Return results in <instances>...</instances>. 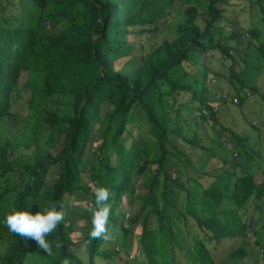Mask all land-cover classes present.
I'll return each mask as SVG.
<instances>
[{"label":"trees","instance_id":"16d2710c","mask_svg":"<svg viewBox=\"0 0 264 264\" xmlns=\"http://www.w3.org/2000/svg\"><path fill=\"white\" fill-rule=\"evenodd\" d=\"M22 1L31 10L27 20L16 29L0 24V230L4 217L13 209L22 210L23 207H30L34 214L52 204H56L58 210L63 205L64 219L49 234L48 239L59 245L53 248L51 256L45 255L35 241L12 233L11 239H1L6 247L0 255V264H63L65 258L70 264H94L105 239L92 238L90 218V229L82 231L87 263L76 254L78 244L71 237L75 226L70 220L76 217L80 221L85 216L89 219V210L80 209L76 203L80 197L86 198L94 212L96 189L107 188L110 195L106 229L115 232L118 228L117 233L126 237L128 231L122 225L124 216L117 215L116 210L121 199L130 192L133 177L144 174L152 164L156 169L149 184L150 194L141 205L140 214L150 207L149 213L159 221V231H166L171 241L176 242L174 229L184 216L177 214L178 219L174 220L168 214L174 211L175 191L186 194L189 191H184L176 177L172 178L169 173L172 169L170 157L178 159L181 154L170 138L184 141L182 126L187 121L181 117L180 104L174 106L165 100L176 101L175 96L187 94L190 103L198 104L200 114L208 113L211 123L219 128L218 139L229 133L234 136L232 149L235 152H229L230 160L247 156L246 141L220 124L218 113L207 96L209 69L203 66L201 80L196 78L192 83L185 80L191 76V67L199 65L198 59L210 52L233 60L231 54L237 50L232 43L239 39L247 41L246 47L253 45L251 40H254L259 44L256 48L259 57L264 59L261 32L251 27L221 37L216 25L224 19L228 1L208 0L206 13H199L194 7L185 11L188 20L172 40H164L145 53H135L131 38L140 37L151 42V36L158 30L154 25L156 20L147 18L148 0ZM245 1L248 8L254 6L258 10L264 22V0ZM197 20L202 24H197ZM138 60V67L122 70L129 62ZM121 61L124 63L120 67ZM176 71L180 75L173 79ZM229 71V81L237 80L239 87L235 91L243 102L245 98L240 92L245 89V83L234 72V62ZM34 76L39 79L37 82L31 81ZM21 85L31 90L22 128L31 134L28 145L6 134L15 119L11 109L13 102L19 99ZM58 97L71 99V116L62 117L56 113V108L62 106ZM135 123L145 125L147 135L156 141L157 160L150 161L138 141L129 146L124 144L123 137L129 125ZM26 124L31 125L32 130ZM5 125L9 128L3 129ZM39 133L46 137H40ZM130 134L132 136V132ZM96 140L97 145H94ZM47 143V148L40 147ZM187 143L206 150L194 139ZM18 148L32 150L29 161L14 160L13 153ZM91 150L92 159L86 170L85 159ZM51 168L56 169V178L48 183L46 178ZM261 175L263 180L256 183L254 176L246 171L238 174L225 171L221 176L226 177L224 183L217 178L210 185L201 184L204 203L223 213L214 212L205 219L188 213L206 242L218 245L246 235L254 223L249 212L235 228L224 219H228L229 214L240 221L239 212H247L252 205L258 215L264 211V171ZM159 177L163 182L162 191L153 197ZM83 181L86 184H82ZM87 182L95 186H87ZM138 216L133 215L131 222L136 223ZM197 245L206 249L202 241ZM111 256L110 251L101 253L106 259ZM232 256L242 260L246 252L238 248Z\"/></svg>","mask_w":264,"mask_h":264},{"label":"rangeland","instance_id":"374dc122","mask_svg":"<svg viewBox=\"0 0 264 264\" xmlns=\"http://www.w3.org/2000/svg\"><path fill=\"white\" fill-rule=\"evenodd\" d=\"M227 1L228 5L225 6L224 19L216 25L218 34H222L221 37H223L229 33L238 30L245 31L252 27L261 32L260 40L263 43L264 22H262L258 10L254 6L248 8L245 0ZM147 4V18L150 17L156 20L154 25L158 30L151 36L153 39L151 42H145V38H131L130 41L136 48L135 53H145L164 40H172L188 20L185 11L190 7H194L199 13H206L209 2L208 0H148ZM30 11L22 0H0V24L4 27L16 29L27 20ZM197 24L201 25V20H197ZM218 34L215 35L216 40ZM246 42L245 39H239L232 43L237 50V52L231 54L233 60H226L217 52H210L205 57H200L198 59L199 65L191 67L189 70L191 76L187 77L185 82L192 83L196 78L201 80L203 66L209 69L210 73L207 79L210 84L207 96L218 113L217 118L220 124L246 141L247 156H241L238 160V157L230 160L229 152L234 150L232 149L234 136L229 133L218 139L219 128L211 123L208 113L205 115L200 114L198 104L190 103L187 94L175 96L177 102L166 99V103L174 106L181 105V117L187 121L182 126L181 133L185 140L181 141L177 137L170 138L173 147L181 154L178 159L170 157L172 169L169 173H171L172 178L176 177L175 180L183 186L184 191L190 192L186 194L176 190V197L173 199L174 211L170 210V214H168L174 220L178 219L177 214L184 216L183 219L177 221L178 227L174 229L175 237H177L176 242L171 241L166 231H159V221L157 217L149 213L150 207L147 206L143 210L144 212L140 214L141 205L150 194L149 184L156 169V166L152 164L144 174L133 177L130 192L121 199V204L116 210L117 215L124 216L122 225L128 231V235L124 237L122 233L115 232L114 239L105 240L99 249L100 254L94 259V264H264L263 210L258 215V211L256 213V210L252 209V205L247 212H239L240 221L237 218L232 219L228 214V219H224V221L233 228L242 221L243 216L248 212V216L254 218V223L242 238L225 240L218 245L206 242L204 234L197 229L193 218L188 216L189 212H193L197 217L205 219L213 215L214 212L217 215L223 214L220 213V210L217 209L216 211V208L207 206L204 203L200 186H202V183L210 185L217 178L221 183H224L226 177L221 176L225 171L229 173L236 171L237 174L246 171V173L254 176L256 183L263 180L261 173L264 171V59L260 58L257 53L256 48L259 44L251 40L253 45L246 47ZM137 57L139 56L137 55ZM232 62H234V72L245 83V89L240 92V95L245 98L243 102L240 101L242 98L235 91L239 87L237 80L229 81V68ZM123 63L124 61H121L119 66L121 67ZM139 64L140 60L129 62L122 70L130 71L138 67ZM178 75L180 73L176 71L172 74V78L174 79ZM32 80L37 82L39 79L34 76L31 78ZM22 81H24V78ZM30 95V89L23 85L19 87V99L13 102L11 109L15 119L11 128L6 131L10 139L16 137L17 141L20 140L25 145H28L31 140V134L22 130L23 124H25L24 118L28 112ZM57 99L62 102V106L56 108V113L62 117L71 116L69 108L71 99L68 97H58ZM234 99H237L238 102L234 103ZM174 102L177 104H174ZM27 127L32 130L31 125H27ZM4 128H9V126L5 125ZM41 129L43 130V127ZM130 132H132V136L129 135ZM39 135L42 138L46 137L42 133H39ZM123 139L126 146L138 141L146 150L148 159L150 161L157 160L159 151L156 141L147 135L145 125L130 124ZM192 139L198 141L206 150L202 151L188 144L187 141ZM97 141L94 142V145H97L95 144ZM1 142L2 134L0 132ZM235 146L237 145L235 144ZM40 147L47 148L48 143ZM31 151L24 148L15 149L13 153L14 160L29 161ZM169 151L172 150L169 148ZM92 152L93 150L87 153L85 159L86 170L89 168V162L91 161L89 159ZM232 165L238 166V168L234 169ZM165 167H167V164H165ZM207 172H209V175L206 174ZM204 174L207 176H204ZM55 178L56 169L51 168L46 180L48 183H52ZM82 184H86V181H83ZM162 184V178L159 177L153 188V197H157L162 191ZM88 185L95 186L93 183L90 185L87 182ZM86 201V198L80 197L76 206L83 210H89L87 212L89 213V219L87 220V216H85L80 221H77L76 217L70 220L75 226L71 237L78 244L76 254L85 263H87V253H84L85 243L82 231L86 232L90 229V218L93 215V209ZM125 215H129L130 218H125ZM133 215H139L136 223L131 222ZM110 231L114 232L113 230ZM11 234L12 232L3 225L0 230V255L4 253L6 247L1 239H11ZM207 237H209L208 234ZM200 241L204 243L206 249L197 245ZM238 248L246 252V257L242 260L232 256V253ZM106 251L112 253L110 259L101 257V253ZM115 251H118V254Z\"/></svg>","mask_w":264,"mask_h":264},{"label":"clouds","instance_id":"9594fccd","mask_svg":"<svg viewBox=\"0 0 264 264\" xmlns=\"http://www.w3.org/2000/svg\"><path fill=\"white\" fill-rule=\"evenodd\" d=\"M109 190L103 186L98 187L95 191L96 210L92 215V238H103L105 240L114 239L115 232L106 229L109 215ZM64 219L63 205L58 206L52 204L43 210H39L34 214L30 207H23L22 210L13 209L10 214L4 217L3 223L7 229L17 234L19 237L28 238L35 241L38 248L43 250L45 255L51 256L53 248L59 247L54 241L48 239L49 234L57 229V225ZM63 264H70L65 258Z\"/></svg>","mask_w":264,"mask_h":264},{"label":"built area","instance_id":"2783aa9c","mask_svg":"<svg viewBox=\"0 0 264 264\" xmlns=\"http://www.w3.org/2000/svg\"><path fill=\"white\" fill-rule=\"evenodd\" d=\"M233 102L237 103L238 101H237V99H234ZM128 217H129V215H126V218H128Z\"/></svg>","mask_w":264,"mask_h":264}]
</instances>
